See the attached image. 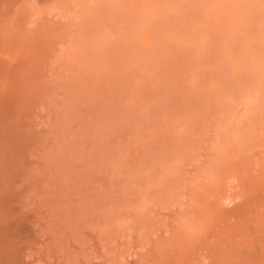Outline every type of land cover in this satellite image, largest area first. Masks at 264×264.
Returning <instances> with one entry per match:
<instances>
[{
    "label": "rangeland",
    "instance_id": "374dc122",
    "mask_svg": "<svg viewBox=\"0 0 264 264\" xmlns=\"http://www.w3.org/2000/svg\"><path fill=\"white\" fill-rule=\"evenodd\" d=\"M86 1H84V9L82 8L83 4L81 5L79 0V3L77 0L74 1V3L78 4H73L74 6L72 5V8L76 7L77 9L75 8L74 10H78L79 12L78 7H81L82 10H80L82 12L84 10L85 13L81 12V15L80 12H76L78 15L80 14L82 18L83 14L84 16L86 15L87 20L85 21L84 18L81 19L78 15H76L78 18L74 15V20H77L79 23L80 20L82 23L85 21L83 24L85 29L89 30L90 34L92 31L89 27H91L93 21H91V19L89 21L88 15L92 13V10H95V12L97 11L99 15H97V13L95 15L92 14L90 18L95 17L96 20L101 18L104 22L99 21L101 22L99 25L98 22H96L97 26L94 24L93 29L98 27V30L96 29L94 36L91 34V38L89 34L87 37L88 31H85L81 23L77 25V23L73 21L79 28L80 25L82 26L81 33L79 29V36L77 33L78 31L76 30L77 34L74 31L77 39L78 37L80 38V40L77 41L74 36V40H72L74 45L76 44V48L80 51L81 45L79 46V44L82 38L85 37L83 41H87V38L91 39V42H89V39L86 42V44H90H88V47L85 45V42H82L81 51H84L83 48L85 46L88 50L86 56L80 57L82 61L80 60L78 62L79 54L82 56L83 53L81 54L79 51L76 53L77 49L74 47L73 53H76L78 56L75 54V56L73 55L74 58L70 59L72 55L70 54L67 62L61 61V64H63L60 68H58L59 64L58 66L54 65V69L51 72H53L54 78L57 76L56 82L58 84L55 82L57 89L55 88L53 90L55 87V84H52V82L55 81V79H52L53 76L49 79L51 72L43 77L46 78L43 80H46L44 82L47 83L49 88V92L47 89V93L49 94L46 95V97L49 96L47 100L49 101L50 96V100L54 99L51 100L54 101L52 104L51 101L48 103L55 107L57 105L58 109L53 107L56 111L52 112L55 114L54 116V114L51 115L50 111L53 110L52 106H49L50 104L47 105L48 103L46 104L48 107L44 106L43 112L45 113L43 114L47 115L45 111L47 110L49 111L48 113H50V115L47 116H52L53 118H48L42 114L45 118L42 116L40 122H38L40 129L44 127L43 129H48V134L51 133L50 136L47 134L46 130L42 129L44 131H42V146L45 145V147L42 149L40 157L42 156L41 158L46 159H43V161H45L47 167L50 165L48 169L47 167L44 168V171L46 169L45 173H47L51 167V164L48 163L51 159L48 158L50 154L47 155V150L49 149L50 153L54 151V154L57 156L54 155L56 163V165L53 163L54 170H57L55 173H61L60 175L64 180L62 178V180L59 179L61 176H56L55 174L58 182H60L59 184H61L57 185L58 182L56 184L59 186V188L56 187V193L59 195H56L55 198L58 199V207L62 212H64L65 209L64 213L68 211L69 214H73H71V217L66 214V216H63L64 214L60 212V215L62 214L61 216L58 214L60 220L64 217L63 219L68 222L77 213L74 211H77L80 206L81 210H78L79 212H82L84 209L86 210L87 207V209L91 211L92 209L89 208L90 205L87 202L92 199H95V204H99V201H101V207L105 206L103 204L107 202L105 199H108V196L111 194L112 195L109 196V201L112 198L114 200L117 199L119 196L118 194H120V192H118L119 190L121 194L116 201L120 203L119 200L122 197L121 195H123V198L124 196L129 198L130 201H128L129 199L127 198H122L120 201L123 202L120 204L122 208L128 209L130 214H123L125 210L123 209L124 211L122 212V208L115 204L116 201H113V199L114 207L118 208V211H115V208L113 212L112 209H108L111 208V205H109L110 207L108 206L109 201L108 204L105 203L107 206H105L106 208L100 207L101 209H99V205L97 204L98 208L97 206H94L96 209L93 206L91 207H93V210H98L97 212L99 213L105 212L106 218H103L105 221L115 220L113 223L111 221L112 224L107 221L108 225L111 224L109 225L110 227L120 228L121 222L123 223L125 221L124 223L126 225L123 223L125 227L122 229L125 230V228L128 227L131 230L134 228V224L136 225L139 223L142 226L139 227L140 225H138L137 227L142 232L145 231V228H151L155 226L157 222L160 224L162 221V219L160 220L162 214L159 216L154 215L153 209L159 210L158 206H160L159 212L161 211L163 213L167 211L166 207L177 208L178 205H181L180 207L182 208L183 204L186 202V196L188 199L192 191L200 189L199 186H201V188H203L202 186L207 188V186H209L207 184H210V188H213L218 184H216V182L220 181V177H222L220 172L226 163L232 164L239 162L237 163L239 165L247 163L248 151L251 150L253 144L254 146L255 144H263L264 0H124L127 4L129 1L128 5L123 4V0H120L121 2L123 1V3L120 4L118 3L119 0H116L117 2L114 1L113 3L118 4H116V6L112 4L110 8L107 7L109 6L108 3L107 6L104 4V2H106L105 0L104 2L103 0H98L95 1L96 3L98 2V5H105L102 8L97 7L99 10H96V6H98L96 3H90L92 0ZM81 2H83V0ZM107 2H109V0H107ZM87 3L89 4V8L85 7V5H88ZM99 3H102V5ZM109 4H111V2H109ZM118 5L120 6L118 7ZM116 7L120 9V11H118ZM85 8L87 10H85ZM131 8L133 9V13L136 10L135 14H132L133 17L130 15V13H132ZM114 9L118 14L114 13ZM130 9L131 11H129ZM103 10H105V12L102 14L101 11ZM108 10L115 15H121V17L119 16V23H116V20L118 22V17H115L112 13L110 14ZM76 12L74 13L76 14ZM106 12L108 13L104 15ZM126 12L128 14H126ZM102 15L104 17L107 15L108 17L111 16L110 18L107 17L108 19L106 20V17L102 19ZM111 19L112 23L117 24V28H115V25H111ZM108 20V25H110V27L107 26L106 29L100 31L102 27L104 28V23L107 25ZM88 21L91 22L89 27L87 24ZM77 26L75 27L77 28ZM111 26L114 27L113 32ZM73 28L74 26L72 29ZM82 29H84L85 33ZM107 29L111 30V32ZM98 31L100 32L98 33ZM82 33L85 35L84 37L80 36ZM96 34H98L97 37ZM99 42L101 46H99ZM73 43L72 47L70 46L71 51ZM75 57H78L76 59L77 62H74ZM67 63H70V65L68 66ZM64 64L68 67L65 66V68H67L66 70L64 68V72H61L63 75H61V70L59 69H63ZM56 66L58 72L56 71ZM54 73H59L60 76ZM58 76L64 77L60 79ZM57 78L60 79V83ZM48 82L50 84H48ZM63 82L65 86L59 87V84L61 85ZM58 89H61L60 92H58ZM61 94L63 95L61 96ZM57 96H60V98L58 97V99ZM55 101L59 103L57 104ZM53 120L55 123H51ZM47 122H50L48 123V125L50 124V128H48V125L46 126ZM52 128L53 130H51ZM260 133L261 135L259 137ZM46 137L48 138L46 139ZM44 139L46 140L44 141ZM51 140H53V142ZM77 141L83 143V145ZM48 142L50 146L48 145L46 148ZM60 142L65 143V147L63 148L66 150L69 149V151L64 150L63 152V149L59 147V145L62 147ZM75 143H78V146L75 145ZM85 144H87V146ZM89 144L92 147H88ZM56 146L59 148H56ZM82 146L85 147L83 148ZM51 147L52 149H50ZM260 147V149L264 148L263 146ZM45 148L47 152L43 151ZM70 148L74 149L70 151ZM80 148L82 150H79ZM74 150L75 152L78 150L77 154ZM79 151H83L85 156L84 153L82 154ZM61 152L64 154H61L62 156L59 157L58 155ZM97 153L99 156H97ZM82 155L84 157H82ZM86 156L87 158H85ZM71 157H73L75 161H70L72 160ZM62 158L64 159L62 160ZM68 159L69 162L67 161ZM82 159H84L82 166L76 167V165H81ZM78 160H81L80 164ZM66 161L68 164L70 163V166L67 168H65L68 166L66 165ZM72 163L74 164L72 165ZM99 163L100 168L102 167L101 169L99 166L97 167ZM221 163L223 164L221 165ZM63 164V169L65 168L64 171L66 170L67 172L62 170ZM84 164L89 166L88 169ZM73 166L76 167H74V171ZM216 166L221 175H219L218 171L215 169ZM69 168H72L70 172L68 170ZM80 168L85 169L80 170ZM189 168L191 169L189 170ZM95 169L97 171H95ZM99 169L101 172H99ZM76 171L78 172L74 174ZM90 172L94 174L91 173L90 175ZM116 172V177H112ZM68 173H71L72 175H70L72 177L74 176L73 178L77 175L75 180L77 181L76 184L70 182L69 184H71L72 187L69 186V188L67 183L71 181V179ZM81 173L82 175L79 176ZM100 173L104 175L103 177H105V180L100 178ZM93 175L96 176L92 178ZM107 175L110 176L108 177ZM174 175L178 177L175 176V178ZM81 177L85 179H82V181L91 179L92 182H89V180L84 182L85 185L88 183L85 187L82 181L81 184L78 183ZM98 177L104 181L103 184L100 183L101 180H97L99 179ZM66 179L70 180L66 182ZM112 181L115 182L117 186L118 184L120 185L118 190L116 188L117 186L115 187ZM63 182L66 183L67 190L71 189L70 192L66 190V187H64V190ZM91 183L92 185L94 184L93 186L98 188V190L92 188L93 186ZM97 183L101 184L100 189L99 186L97 187ZM203 183L205 185H203ZM78 184L81 186L83 185L84 190ZM106 184L111 187H108L111 190L110 194H107L109 189ZM195 184L196 186L198 184L199 188L197 187L194 189ZM75 185L76 187L78 186L79 189L76 187L73 188ZM103 186L108 190L105 188V190H101ZM89 187H91L90 189H94V191L90 190ZM87 188L89 189V193H87ZM59 189L62 191L59 192ZM72 190L75 191V196L79 198V201L82 199V203L77 201V199H73V202L75 201L73 204L71 198H67L68 193H71V197L73 196L72 198H74V191ZM78 190H80V192ZM112 190H116L118 196H116V193H111L113 192ZM190 190L191 192H189ZM90 191H92L91 195ZM95 191L96 193H93ZM102 191L103 193L108 192L102 194L100 200L97 202L96 200L99 198V194H101ZM62 192L64 193L61 195L60 193ZM81 192L82 194L86 192L88 195L85 193V196L87 195L86 197L83 196L84 194L79 196ZM64 194H66V196ZM103 195H105L103 197L104 202L102 198ZM138 195H141L142 199L146 198L148 201L152 199L154 202V197H158V199L156 198L157 203L154 204L152 201L151 206V203L148 205V201L145 200L146 202L144 201L143 204H146V210L142 209L143 207L145 208V206L140 204L141 199L138 200ZM144 195L147 196L144 197ZM161 196L165 200L161 199ZM84 197L88 201L85 200ZM90 197L93 198L89 199ZM96 197L98 198L96 199ZM148 197H150V199ZM131 199H134L135 202ZM59 200H61L62 203L64 200L68 205L71 204L69 202H72V206H75L76 202H79L80 205L78 204L79 206H75L76 208L73 207L74 209L68 210L66 208H70L71 205L67 206L65 205L66 203L62 204ZM85 202L88 205L86 207L84 206L86 205ZM60 203L63 208H61L62 206ZM171 203L175 204V206L173 204V206L170 205L171 207L168 206V204ZM90 204L94 205L93 203ZM125 204H129L127 207L131 206L125 208L123 207ZM139 206H142L140 207L142 211L138 210ZM131 207L134 214H131ZM120 208L121 210H119ZM151 208L153 211H148ZM85 210V214L84 212L83 214L79 213L83 217L87 216ZM136 211L137 213L141 212V216H145L144 214L147 212L151 214V216L148 213V215L146 214V217H151H149L151 220L147 217V224H149L150 220L151 224L149 225L151 227L148 225L146 226L147 218L145 220V217L143 224H141L142 218L138 216L140 213H138L137 216L141 221H139L138 218V220H135ZM106 212L110 217L114 216L116 218L118 215L115 216V214L122 213L123 216L127 215L129 218L125 216V218H120L122 216H119V220L114 217L110 219ZM125 212H127V210ZM78 216L76 215L74 217L78 218ZM155 216H157V220H155L156 218L154 219ZM65 217L70 218L66 219ZM74 217L73 220L75 221L77 218L75 219ZM130 217L132 218V221H130L131 223L129 222L131 219ZM126 218L128 221H126ZM63 219L61 223H64ZM120 219L124 221L121 220L120 222ZM117 221L120 225H117ZM135 221L138 222L132 224V222ZM126 222H128V224ZM128 228L127 231H129ZM138 228L134 230V234L140 233Z\"/></svg>",
    "mask_w": 264,
    "mask_h": 264
},
{
    "label": "bare ground",
    "instance_id": "6f19581e",
    "mask_svg": "<svg viewBox=\"0 0 264 264\" xmlns=\"http://www.w3.org/2000/svg\"><path fill=\"white\" fill-rule=\"evenodd\" d=\"M74 1L75 0H0V264H264V148L260 149L261 148L260 146L264 147L263 141H261L263 142L262 145L255 144L254 146L253 144L254 147L252 146L251 150L248 151L249 154L247 156V163H244L242 165L237 164L239 162L232 163V164L226 163L225 166H223L222 170L219 167L221 170L220 173L222 174L223 178L220 177V181L218 182L215 181L216 184L218 183L215 187L210 188V184L206 183L207 185H209L207 186V188H204V186H202L203 188H201V186H199L200 189L192 191L191 195L187 193L190 196L188 195L189 196L188 199L186 196V202L183 204L182 208L180 207L181 205H178L177 208L166 207L167 211L162 213L161 211L159 212L160 206L157 205L159 207V210H156V209H153V210H154V215L159 216L160 214H162V218L160 217V220L162 219L163 222L159 221L160 224L157 221H155L158 224L156 223L155 226L151 227L149 225L151 224L150 222L151 214L145 211L148 214H150L149 216L150 218L147 216L150 219L149 224H147V221H148V218L146 217L147 213L144 214L145 216L143 215L141 216V212H138L140 213L138 214L136 211L135 213L136 218L135 217L134 218L135 220L138 218L139 221H141L139 218L141 216L142 218L141 224H143L144 217H145V220L147 218L146 226L148 225L151 228L147 227L145 228V231L141 232V230L137 227L138 225H140L139 223L136 225L134 224L138 221L132 222V224H134L133 229L130 230L126 226L129 229V231H127V228L123 230L124 229L123 227H125L124 226L125 221L122 219H120V222L122 220L124 221L123 222L124 224L121 222V226H119L120 228L112 227V226L110 227L109 225H111L113 221H115L113 219L114 216L110 217L109 214L107 213L109 211L106 212L108 214L107 216H109L110 219H113V220H107L109 221V223H111L112 221V223L108 225L107 221L103 219V218H106L105 212L99 213L97 212L98 210H93L94 206L99 205V209H101L106 206L105 203L108 204L109 196L112 195V194L109 196L107 195V194H110V191H111L108 188L110 186L107 185L109 184L108 182H111V181H108L109 179L107 180L108 182H105L107 183L106 185H107V188L109 189V192L108 191H107L108 193L104 192V193H107L106 195L108 196V199L107 198L105 199V201L107 200V202H104L103 197L105 195L102 196L103 202H104L103 204L105 206L101 207L102 202L99 201L100 196L104 194L103 191L101 192V194H99V198L96 197V199L98 198L96 201L100 202L99 204L96 203L97 205L95 204V201H94L95 199L94 200L92 199L93 200L92 202V200L88 201L85 198L88 195L87 193H89L88 190L91 188L89 187V189L87 188L88 192L87 193L85 192L87 194L86 196H85V193H83L84 195L82 194V192L79 193V196L81 194L85 196L84 197L85 200H87L88 201L87 203L90 205L89 208L92 209L91 211H89L90 209L89 210L87 209L88 207L86 208V210L84 209L87 213L86 214L87 216L84 215L85 217H83L81 216V214H79V213L83 214L84 212V210H82V212L78 211V210H81L80 209L81 206H80V208L77 207L79 208L77 211H74L75 213L77 212L79 216L77 213L75 214L73 212L75 214L74 216L76 215L78 216V218L76 217L77 219L73 216L76 219L75 221L73 220V217L72 219H70L73 221L69 220L68 222L65 221V219H63L64 217L61 218V220L59 219L58 214L60 215V212L64 214L63 216L69 215L71 217L73 214L71 213V211L70 213L72 215L69 214L68 211L64 213L65 209H64V212H62L60 208L58 207L59 206L58 199H56L55 197L56 195H59V194L56 193V189H57L56 187L59 188V186L57 185H61V184H59L60 182H58L56 176L57 175L59 176L61 173L60 174L55 173L57 172V170L56 171L54 170V165H56L55 160H54L56 154H54V151H51V153L49 152V149L47 150L49 153L46 151L47 146L48 145L50 146L49 139H50L51 133L48 134V131H47L48 129L46 130V129H43L44 127H42V129L46 130L47 134L50 135L48 139L49 142L47 143L46 148L43 151L47 152V155L50 154L49 155L50 157L48 158H50L51 161L48 163L51 164V167L47 171V173H45L46 169L44 171V168L47 167L46 166L47 164L45 163V161H43V159L45 158H41L42 156L40 157V154H41L42 149H44L45 145L42 146V142H43L42 141V131L43 130L39 128L38 122H40V119L43 115L44 116L50 115V113H48L49 111L47 110H45L47 112V115L43 114L45 113L43 112V109H44V106H46L48 102H50L51 100H54V99L50 100L51 96L49 98V101L47 100V97L49 96L46 97V95L48 94L47 89L49 92V88H48L47 83L44 82L46 80H43L46 78H43V77L54 69V65L58 66L59 64L58 68H60V66L63 64V63L61 64V61L67 62L70 54H72L70 56V59H73L74 58L73 55L75 56V54L78 53L79 51L76 48V44L74 45L72 40H74L73 39L74 36L77 39V36H76L77 33H78V36L81 33L82 26L80 25V28H79L77 25L81 23L85 29V26L83 23L87 19H86V15L84 16L83 14V18L85 20L83 23L81 20H80V23L77 22V20H74L75 19L74 15L75 17L76 15H78L77 14L78 10H74L76 7L72 8V5L76 4L74 3ZM79 1L81 5L83 4L82 8L84 9V4H85L84 1L86 0H83V2H81L82 0H79ZM92 1H90V3L95 4L96 3L95 1H98V0H92ZM105 1L106 2H104L103 0L104 4H106L107 6V3H108L109 6L107 7L110 8V6L114 4L113 2L114 1L117 2L118 0L117 1L109 0L111 4H109L107 0ZM123 1L121 2L119 0L118 3L119 4L123 3ZM125 1L123 4L128 5L129 1H128V4L127 2L125 3ZM131 2H134V1H131ZM89 4L85 5V7L87 8ZM99 4L102 5V3H99ZM116 4H114V6H116ZM103 6L105 5H102V6L98 5L96 6V8L97 7L102 8ZM119 6L120 5H118V7ZM86 8L85 10H87ZM99 8H97L96 10H99ZM78 9H79V12L81 13L82 12L81 7H78ZM131 9L129 11H131ZM105 10L101 11L102 14L103 12H105ZM109 10L108 12L111 14L112 12H110ZM116 10L114 11V13L118 14ZM118 11H120V9H118ZM135 11L133 13V9H132L131 11L132 13L129 12L131 17H133L132 14H135ZM74 12H76V14ZM94 12L95 10H92V13L90 11L91 14L88 15L89 21L90 19L91 21H93V23L91 24V27H89L91 22L88 21L87 23L89 29L92 31L91 32L92 36H94L96 29L98 30V27L97 28L95 27L93 29L94 24L97 26L96 22H98V25H99L101 24V22L99 21H102L101 18L99 19L98 16L97 17L99 20H96L95 17L90 18L92 14L95 15L97 13V11L95 13ZM108 12L104 13V15L107 14ZM127 12L126 14H128ZM82 13H85L84 10ZM97 15H99V13H97ZM78 16H80V14ZM110 16L109 17L108 15L105 16L106 20L110 18ZM114 16L118 17V22L116 20V23H119V20H120L119 16L121 17V15L114 14ZM80 17L81 19H83L82 16ZM100 17H101V13H100ZM105 17L102 15V19H105ZM94 18H95V21H94ZM73 21L74 23H77V25H75ZM72 23L75 28V29L73 28L74 30L72 29L73 27ZM108 23H109V20L107 22V25H105L104 23V28L102 27L100 31H102V29L103 30L106 29L107 26L110 27ZM110 23L111 25H115V28H117L116 27L117 24L112 23V19ZM75 26H77L78 29ZM113 28L114 27H112V32L114 30ZM79 29H80V33H79ZM84 29L82 30L84 31ZM74 31L75 33L76 32L77 33L75 34ZM85 31L89 32L88 29H85ZM100 31H98V33ZM88 32H87V37L89 34V37L92 38L90 32L89 33ZM109 32H111V30H109ZM82 34L80 36L84 37L85 35L83 34L82 36ZM97 35L98 34H96V37ZM84 38H82L79 44V46L81 45V49L79 47L78 48L80 49L79 52L85 55L82 54L81 56L79 54V59L77 60L78 62L82 59V58L80 59V57H85L88 51L86 49V46L88 47L89 43L86 44V42L88 41L89 38H87V41L86 40L83 41ZM79 40L80 38L78 37L77 41ZM82 42L83 43L85 42L86 46L85 47L83 46V47L86 49V51L84 48H83L84 51H81L82 45H83ZM89 42H91V39H89ZM100 42H99V46H101ZM72 43H73V48L71 51ZM74 47L77 49V50L75 49L76 50L75 54L73 53ZM77 58L78 57H75L74 62L76 61ZM70 63H67V65L69 66ZM67 65L64 64L63 69H59L61 70L60 74L61 72H64V68ZM57 66H56V71L58 72ZM58 74H55V75H58ZM52 76H53V72H51L50 77L48 76L49 79ZM56 77L54 78L53 76L52 79H55V81H53L52 84L53 83L55 84ZM62 77H59V78L61 79ZM59 78L57 79L59 80V83H60ZM48 84L50 83L48 82ZM56 84L58 83L56 82ZM56 84L53 90L56 88ZM63 84L64 82L61 85L59 84V87L60 86L64 87L65 85ZM49 87L51 88L50 85ZM60 90L61 89H58V92H60ZM62 95L63 94H61V96ZM58 97L60 98V96H57V98ZM53 102L54 101H51V104ZM55 103L57 102L55 101ZM49 104L50 103H48L47 105ZM51 104L49 106H52ZM53 107L55 106H52L53 110H50L51 115L54 114L52 112L55 111V109L57 108V105L55 109ZM44 116L43 118H45ZM50 117L53 118L52 116H49L48 118ZM48 123L50 122H47L46 126L48 125ZM51 123H55L54 120ZM49 125H48V128H50ZM51 130H53V128ZM261 133L259 134V137ZM47 138L48 137H46V139ZM46 139H44V141ZM51 141L53 142V140ZM77 142L80 143L79 141ZM78 143L77 144L75 143V145L78 146ZM61 144H62V147L59 144L58 145L60 148L63 149V152L64 150L69 151V149L66 150L65 148H63L65 147L64 146L65 143L62 142ZM80 144L83 145V143H80ZM80 144L79 146L81 147ZM85 145L87 146V144ZM90 146L91 145L89 144L88 147ZM57 147L58 146H56V148ZM50 149H52V147ZM73 149H71L70 151H72ZM79 150H82V149L80 148ZM77 151L75 152L74 150L76 154H77ZM84 151H87V150H84ZM99 151L98 153L100 154ZM79 152H81L82 154L84 153L83 151H79ZM98 153H97V156H99ZM61 154H64V153L61 152L59 153L58 156L59 157L62 156ZM203 154H204V151H203ZM45 156H46V153H45ZM84 156H85V153H84ZM84 156L82 155V157ZM71 158L72 160L70 161H73V160L75 161L73 157ZM85 158H87V156ZM63 159L64 158H62V160ZM69 159L67 160L68 162H69ZM60 161H61V158H60ZM67 161H66L67 163L66 165L68 166H66L65 168L70 166L69 165L70 163L68 164ZM78 161L80 164L81 160H78ZM53 163L55 164L53 165ZM74 163H72V165ZM83 163H84V159H82L81 165H76V164L75 165L76 167L78 166L81 167ZM222 164L223 163H221V165ZM99 165L100 163L97 165V167ZM49 166L50 165H48V167ZM85 166H87L86 168L88 169L89 166L88 165H85ZM217 166L215 168L216 170L218 168ZM63 167H64V164L62 166V170L64 171L65 168L63 169ZM74 167L75 166H73V168ZM75 168L73 169V171L75 170ZM70 169L72 168L68 169L69 172H70ZM81 169L82 168H80V170ZM100 169H99V172H101ZM190 169L191 168H189V170ZM95 171L97 170L95 169ZM217 171L219 174V170ZM77 172L78 171L74 172V174ZM93 172H90L89 174L90 175L91 173L94 174ZM187 173H188V169H187ZM116 174L117 172L114 173V176L112 175V177H116L115 176ZM71 175L69 176L71 181H68L70 179L65 180L66 182L68 181L67 183L68 188L69 186L72 187V185L69 184L70 182L71 183L74 182L75 184L77 182L75 181L77 175L75 176V178H73L74 176L72 177ZM81 175L82 173L79 176ZM177 175H174V177ZM95 176L96 175H93L92 178ZM99 176H101L100 178H103V179L105 178L103 177L104 175H101V173ZM61 178L62 176L59 177V179ZM100 178L97 180L98 181L101 180ZM82 179L84 178L81 177V180L80 182L78 181V183L81 184ZM88 180L89 179H87V181ZM87 181H82V183L87 182ZM90 181L91 179L89 180V182ZM101 181L100 183L103 184L104 181L103 180ZM112 183L115 184V182L113 181ZM65 184L66 183H64V185ZM99 184L97 183L96 185L97 187L99 186V189H100L101 184L100 185ZM64 185H63V188L66 187V185L65 186ZM203 185L205 184L203 183ZM116 186L117 185L115 184V187ZM119 186L120 185L118 184V186L116 187L117 190L118 188H120ZM195 186H194V189L198 187V184L196 187ZM75 187L76 185L73 188ZM68 188L66 187V190ZM76 188L79 189L78 186ZM81 188L84 190L83 185L81 186ZM92 188H94L95 190H98V188H95L94 186ZM104 188L105 187L103 186L101 190H103ZM94 189H90V190L94 191ZM70 190H67V191L70 192ZM61 191L59 189V192ZM78 191L80 192V190ZM112 191L113 192L111 193L113 194L116 193V190L115 191L112 190ZM64 192L60 194L62 195ZM91 192L92 191H90V195L92 194ZM118 192H120L121 194V191L118 190ZM189 192H191V190ZM93 193H96V191ZM70 194L69 193L67 194V198L70 197L72 202H73V199H77V201H79V198H76L75 196V191L73 193L74 198H72L73 196L71 197ZM120 194L118 195L120 196ZM64 195L66 196V194ZM118 195L116 193V196ZM121 196H122L121 197L122 199L123 195ZM145 196L147 195H144V197ZM93 197H90L89 199ZM118 197L117 199H119ZM131 197L133 198L134 196H131ZM138 197H139L138 200L141 199L140 204H142V206H145L146 204L144 205L143 202L147 199L146 198L142 199L141 195H138ZM150 197L148 198L150 199ZM124 198H127V197L124 196ZM154 198H155V202L152 199H150V201L147 200L149 202V203L147 202V204L150 205L151 203V206H152V201L154 202V204L157 203L156 198L158 199V197H154ZM112 199H110L109 204H108V206L111 205V208H108V209H112V212H113V209L115 208L113 201H116L117 199L115 200L113 199V201ZM161 199H163L162 196H161ZM61 200L59 201L61 202ZM120 200L119 202L122 204L123 201H120ZM131 200L135 202L134 199H131ZM81 201L79 202L82 203ZM111 201H112L113 207H112ZM128 201H130V199ZM72 202H69L71 204L68 205V203L64 202L63 200V203L64 204L66 203L65 205L67 206L71 205L70 208H68L67 206H66L67 208L66 207L64 208L71 210V209H74L73 207L80 205L79 202L78 203L76 202L77 204L75 203V206H72ZM89 202L93 203L94 205L90 204ZM117 202L118 201H116L115 204L121 207L122 205ZM87 203L86 205H84L85 207L88 206ZM172 204L173 203L168 204V206L170 205L175 206V204L173 205ZM127 205L129 204H125L123 205V207L126 208ZM130 206H128L127 208H129ZM142 206H139V208ZM58 208H59V211H58ZM61 208H63V206ZM121 208L119 210H121ZM139 208L138 210L140 211H142V209L146 210V206L145 208L143 207L142 209L141 208L139 209ZM115 209H116L115 211H118V208H115ZM123 209L124 208H122V212L124 210L125 211L127 210V212L124 211L123 214H130L128 209H124V210ZM130 209L132 210V207ZM153 210L151 208L148 211H153ZM131 212H132L131 214H134L133 210ZM119 214L118 213L115 214V216L116 215L118 216L114 218L118 219L119 216H122L120 218H123L125 216V215L123 216L122 213H119ZM137 214L139 217L137 216ZM157 216H155L154 219ZM125 217L129 218V216L127 215ZM65 218L69 219L68 217H65ZM62 219L64 220V223H61ZM155 220H157V218ZM126 221H128L127 218H126ZM130 221H132V218L129 220V222ZM126 223L128 224V222ZM152 223H153V220H152ZM118 224L120 225L119 222L117 223V225ZM141 226L142 225H140L139 227ZM137 228L140 230L139 231L140 233L134 234V230L135 229L137 230Z\"/></svg>",
    "mask_w": 264,
    "mask_h": 264
}]
</instances>
